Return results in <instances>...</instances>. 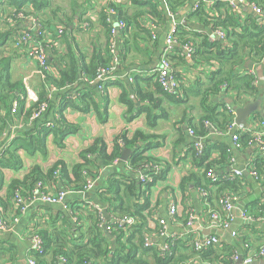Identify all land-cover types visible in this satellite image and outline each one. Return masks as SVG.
Wrapping results in <instances>:
<instances>
[{
    "label": "crops",
    "instance_id": "obj_1",
    "mask_svg": "<svg viewBox=\"0 0 264 264\" xmlns=\"http://www.w3.org/2000/svg\"><path fill=\"white\" fill-rule=\"evenodd\" d=\"M229 1L187 0L185 6L179 11L174 14L167 12L161 21H156L157 25L151 22L148 16H141L140 21L137 19V24L139 22V25L148 31L147 35L133 25H126L125 30L117 31L114 35V71L111 79L105 83L104 89L100 92L95 84L80 79L76 84L68 85L52 94L49 100L51 110H48L44 117H58L56 115L58 109H61L63 105L61 101L69 99L73 100L77 106L82 105L78 99L79 93L91 92L94 94L96 108L90 107L87 111L70 106L62 108L66 124L75 130L66 131L63 137L53 132L45 134V137H42L45 143L43 151L37 147L38 134L31 131L33 124L30 125L29 118H26V113L29 111L28 103L25 100L22 111L19 102L23 100L25 94H23L25 79L38 97L41 94L44 95L45 90L48 93V89L44 79L37 74L34 61L30 60L21 49L15 48L13 41L17 34L15 33L12 37L13 30L10 31L12 27L0 19L1 33H12L9 38L7 36L0 42V73L3 76L1 70L7 69L12 87L7 88L1 80L0 95L10 100L12 106L16 105L12 110V106L7 109L0 103L2 108L0 116L6 117V122H9L0 136V151L6 147H13L12 143L17 139L16 156L21 162L18 167L0 166V208L6 219H13L17 214L13 198L8 190L12 181L24 182V185L21 184L18 189L26 204L25 211L19 213L18 217L16 216L18 222L13 229L8 232L0 231V264H29V259H31L29 236L33 230L48 235L54 242L52 244L54 247L57 245L54 239L60 233L67 234L66 240L69 238L68 233L73 237L72 241L68 239L69 246L73 243L75 245L84 244L95 220V213L87 208V202L93 203L102 210L105 222L100 227L101 233L110 236V232L105 230V226L109 222L112 224L115 215L111 214L109 210L107 212L108 206L99 200L94 191L97 185H101V182L111 174V168L105 169L99 175L90 191L87 193L69 192L63 202L58 205L34 201V192L30 191V185L24 180L34 167H38L45 173L57 161L63 162L69 168L79 163L81 161L79 154L90 147L96 139H101L110 150L114 139L121 132L132 135L136 131H141L152 137L149 140L151 145L146 154L165 171V177L152 186L148 197V210L143 213L150 243H157L162 251L165 239L158 235L160 219L165 220L167 233L174 240L190 243L195 238L216 235L220 244L214 249L221 250L222 245H227L241 257L250 255L264 243V222L245 224L242 223L239 216L241 210H247L249 214L257 216L260 208L259 203L264 193L263 168L258 167L257 169L260 176L258 180L251 178L246 170L247 165L258 156L255 147L237 146L232 141V133L213 131V127L207 128V133L201 137L202 145L206 144L212 147L211 160L214 162L220 160L217 165H214L218 182L235 169L242 171V178L233 182V189L230 191L237 197L232 211L237 231V236L234 239L230 238L228 232L212 225L209 216L210 206L203 201L197 187L202 169L198 166L197 159L192 156L191 145L193 147L194 138L189 134V130L202 131L200 121L206 115L207 110L200 101L203 92L210 85V69L199 68L194 63L191 64L190 60L186 58L184 60V50L181 44L175 43L168 53L172 71L179 82L178 92L174 94V98L169 99L159 94L154 87L155 80L151 78L159 67L166 34L173 27L178 30L181 25L187 26L191 31L204 33L210 38L213 32L209 27L193 21L189 23L187 17L191 11L200 6L208 11L210 17H214L217 15L216 13L224 15L225 12L222 9L210 12L209 10L215 2L228 3ZM113 6H117L125 17H132L135 13L143 12L130 0L50 1L49 8L45 12L57 9L60 11H57L55 17L47 14L46 18L52 27L58 25L64 33L62 38L49 33L51 35L47 45L49 47V68L50 71L53 69L54 77H59L57 71L63 67L62 64H65L61 57L67 46L71 47V51H79L87 63L98 56L106 57L105 50L109 45V36L105 31L104 23L108 17L113 22H117L116 16L109 15V8ZM230 11L235 13V17L241 25H249L252 22L258 24L263 17L255 14L245 3L240 5L237 10L230 8ZM105 12L106 17H104ZM21 21L17 28L19 32L24 28H31L28 18ZM54 33L56 32L54 31ZM243 68L249 70L262 89L260 98L255 101L260 102L256 113L264 120V57L259 63L247 60ZM134 78L140 83V91L152 94L154 100L151 102L141 101L133 87ZM123 92L131 102L130 111L120 100ZM236 99L237 97L230 93L226 96H213L208 98V105L211 107L216 105L217 112H221L223 106H219L220 101L229 108V101H232L235 106L253 102L245 101L244 104H241ZM143 106L147 111L139 113L138 110ZM37 123L40 121L35 124ZM259 130L263 129L259 127L258 123H255V118L252 116L248 119V127L242 131L252 135V132ZM29 137H33L31 140L34 141V146L33 143L31 146L29 145ZM221 147L225 148V161H221ZM119 162L122 161L119 160ZM58 182V178L45 180L43 186L47 192L56 193L63 190ZM170 205L176 207L173 216L169 215ZM213 206L217 209L215 199ZM245 244L250 247V251L246 249ZM52 258L51 248L39 263L52 264ZM230 261L236 264L232 259ZM255 262L264 264V258Z\"/></svg>",
    "mask_w": 264,
    "mask_h": 264
},
{
    "label": "trees",
    "instance_id": "obj_2",
    "mask_svg": "<svg viewBox=\"0 0 264 264\" xmlns=\"http://www.w3.org/2000/svg\"><path fill=\"white\" fill-rule=\"evenodd\" d=\"M51 0H0V19L5 21L12 27L10 31H0V42L5 37H12L14 34H18L17 28L21 24V19L16 18L18 13H22L25 17L35 16L39 18L45 31L50 34H55L60 26L52 27V24L46 18L47 14L55 17L59 9L45 12L49 8ZM131 3L143 10L142 13H135L132 17H125L121 14L120 9L117 6H113L109 9L115 11L117 21L123 22L125 30L126 25H133L140 31L148 34L143 27L137 24V19L141 16H148L155 25L161 21L165 14L179 11L187 0H130ZM245 4H254L259 7L262 14V21L252 22L249 25H241L235 13L230 11L227 2H215L213 7L209 10H223L225 13H216L214 17H210L208 11L200 6L187 17L190 22H197L205 27H209L211 32L222 31L225 33L224 41L215 40L210 41V38L204 33H196L191 31L189 27L181 25L178 30L173 34L176 43L181 46L190 45L192 53L190 57L191 64L194 63L199 68L210 69V85L203 92L201 104L206 108V115L201 119L200 124L202 131L194 129V133L197 136L202 137L207 133V128L204 127V123H209L215 131L226 132L227 127L233 120V112L229 110L228 106L224 102H219V106H223L221 112H217L216 105L211 107L208 101L209 97L226 96L228 93L234 94L237 97V101L244 104L245 101H255L260 98L262 89L255 79V77L243 68L244 63L249 61H257L259 63L264 57V0H243ZM60 11V10H59ZM58 11V12H59ZM106 17V12L104 13ZM141 19V18H140ZM139 19V21H140ZM10 20V21H9ZM187 20V21H188ZM157 21V22H156ZM110 24L107 21L104 23V28L108 34V48L105 50L106 57H95L88 63L85 57L78 51L74 52L70 50V46H67L65 52L62 54L63 67L58 69V78L54 77L52 71L44 73V83L49 89L54 87L57 91L62 90L68 85L76 84L80 79L92 80L97 75L100 69H107L110 64L113 65V54L110 53ZM140 27V28H139ZM120 30V31H121ZM24 32L32 33L30 28H24ZM64 33L61 36L63 37ZM17 36V35H16ZM51 35L45 38H41L42 45L48 53L47 62H49V47L48 39ZM14 44L17 43L14 39ZM15 46V45H14ZM65 54V55H64ZM185 57H183L184 59ZM185 60V59H184ZM170 62V61H169ZM7 69L1 70L3 76L0 73V81L7 88H11L12 84L9 82V76ZM4 72V73H3ZM152 79L155 80V74L152 75ZM150 78V79H151ZM177 78V77H176ZM148 79V80H150ZM147 81V80H146ZM133 87L141 101L151 102L153 99L152 94L143 93L140 91V83L137 79H133ZM159 94L169 99L174 98V94L164 93L155 82ZM23 94L25 89H23ZM22 94V95H23ZM47 90L44 95L38 98L39 101L47 100ZM95 96L91 92L79 93L78 99L82 105L77 106L72 100L61 101L62 108L68 106L76 108L81 111H87L90 107L96 108ZM26 97L24 94L23 100L19 102L20 110L23 111ZM120 100L127 106L130 111L132 108L131 102L127 99L125 93L121 94ZM208 102V103H207ZM0 103L3 107L9 109L12 104L10 100L1 97ZM59 103V104H61ZM207 104V105H206ZM245 105V104H244ZM242 106V105H241ZM58 107V106H57ZM228 107V108H227ZM36 108L35 105L30 106L29 111L26 113L29 118L32 111ZM56 108V107H55ZM53 108V109H55ZM58 109L57 119L53 121V127H46L45 121L34 124L31 131L38 134L36 138V145L40 150H44L45 143L43 138L45 134L55 133L60 137L65 136L64 133L69 130H75L73 127L66 124V119L63 117V110ZM49 110L51 106L49 104ZM97 110V109H96ZM146 107H142L138 110L139 113L145 112ZM6 117L0 116V136L3 134L5 127L9 122H6ZM255 123H264L263 118L259 117L258 113L254 115ZM9 120V119H8ZM245 131L239 130L236 132L238 137L237 144L247 147L252 136ZM43 137V138H42ZM33 137H29V145L31 146L34 141ZM152 137L136 131L132 135H128L126 132H121L113 141L112 148L108 150L107 145L101 140L96 139L93 144L87 149L83 150L79 156L81 161L74 164L70 168L63 162L57 161L51 166L45 173H43L38 167H34L31 172L25 177V183L30 185V191L33 190L36 183L43 182L45 180H53V178L59 180L61 188L65 192H77L81 193L87 180L97 179L99 175L105 170L111 168V174L101 182V185H97L94 193L99 200L107 205L108 210L115 215V219H123L125 217L131 218L133 223L130 225H113L110 231V236L103 235L99 223H101L97 213L95 214L94 225L92 226L87 241L82 245L69 246V240H73V237L68 233L69 240L65 239L67 234L60 233L58 237H55L54 243L48 235L37 231L41 236L44 243V253L42 255H36L33 260L39 263L40 259L44 257L52 248L53 258L52 264H58L59 260L65 261L64 264H187L193 261L194 264H233L232 257L234 251L227 245H222L221 250L209 248L200 252H195L192 249L190 243L174 240L172 238L164 240V244H167L169 251L167 253L162 252L157 243H150V246H144V239L148 238L146 233L147 228L145 225L144 211L148 210V197L152 186L161 181L165 177V171L161 168L158 173H153L146 169L147 164H158L152 158L147 156L148 148L150 147V139ZM61 139V138H60ZM17 139L12 143L13 147H6L0 151V166L2 167H18L21 165L20 159L16 156L18 146H15ZM202 151L197 153L191 145L192 156L197 159L198 166L202 169L201 178L197 184L199 192H203V201L210 206L211 211H218L213 206V200L218 202L219 198L224 195H234L230 192L233 189V182L241 179L234 178L232 174L227 175L220 182L211 183V180L206 177L207 172L211 170L216 173L214 165L220 162V160L214 162L211 160L212 147L210 145L203 144ZM123 149L130 150V154L125 163L119 162L114 165L116 160H119L120 154ZM221 161H225V148H220ZM4 152V153H3ZM228 153V152H227ZM5 155V158H4ZM220 159V158H219ZM261 162L256 161V167H261ZM142 170L147 175L152 177L150 183L142 184L138 180L137 172ZM43 181V182H42ZM1 184V183H0ZM24 185V182L12 181L8 187L10 195L14 196L16 192L20 193L18 189L20 185ZM235 196V195H234ZM110 223V222H109ZM108 223V224H109ZM113 238V239H112ZM78 240V238H76ZM58 241V242H57ZM151 259V260H149ZM41 262V261H40Z\"/></svg>",
    "mask_w": 264,
    "mask_h": 264
},
{
    "label": "built area",
    "instance_id": "obj_3",
    "mask_svg": "<svg viewBox=\"0 0 264 264\" xmlns=\"http://www.w3.org/2000/svg\"><path fill=\"white\" fill-rule=\"evenodd\" d=\"M229 7L232 10H237L240 5H244L243 0H230L228 2ZM249 8H251L255 14H257L259 17L262 16V10L255 6L254 4H247ZM196 7V6H195ZM109 15H114L115 16V11L112 9L109 10ZM16 18L24 20L27 19L29 20L30 23V30H32V33L30 32H24L21 31L17 34L16 36V41L15 43V48L21 49V51L24 52V54L34 63L36 64L37 67V74L41 76L42 78L44 77V73L49 71V64L47 62L48 55L47 52L42 45L41 38H45L49 35L43 28L41 24V20L35 16L32 17H25L22 13H18L16 15ZM10 21V20H9ZM107 23H109L110 26V36H111V42H110V53H114V35H116L117 31H120L121 29L124 28L123 22L117 21L116 23L111 20V18H106ZM177 31L175 27H173L165 37V47L164 51L161 55L160 61H159V67L158 69L154 72L155 74V82L158 84L159 88L167 94H176L178 92V87H179V82L175 76V74L172 71L171 63L169 62V56L168 53L171 51L173 44H175V40L173 37V34ZM63 33L62 28H59L56 31V37L61 36ZM225 39V33L222 31H214L213 35L210 37V41H215V40H220L224 41ZM184 53L183 57L186 59H190L191 53H192V48L190 45H183L182 46ZM115 61V60H114ZM114 61L113 65L110 64V66L107 69H100L95 76L94 79L92 80H87V79H81L84 82L87 83H93L97 86L98 91H102L104 89L105 83L111 79V75L114 71ZM23 86L25 89V97L26 101L28 103V107L35 105L36 108L32 111L28 122L30 125H34L38 121H45V126L46 127H53V121L57 117H51L47 118L44 117L49 110V100L54 92L57 91L54 87H51L48 89V95H47V100L46 101H39V97L35 94V92L28 86L26 79L23 81ZM16 105L12 106V110L15 108ZM231 110L230 108H228ZM232 111V110H231ZM2 113V108L0 107V114ZM234 117V113H233ZM205 128H212V126L205 122L204 124ZM259 127L262 128L263 130L255 131L252 132V138L248 143V147H255L258 156L257 158L247 165L246 170L247 173L251 178L254 180H258L260 178L257 167H256V161L259 160L261 162V167L263 168L264 171V123L260 122L258 123ZM213 129V128H212ZM237 126L234 122V118L229 124V126L226 129V133H232V141L235 145L238 146L237 140L238 137L236 135L237 131ZM214 131V129H213ZM250 132V131H249ZM189 134L193 136L194 141H193V148L194 150L199 153L202 151V142H201V137L196 136L194 131L189 130ZM251 134V133H250ZM119 160H116L114 162V165H117ZM146 166L147 170L152 171L154 174L158 173L161 169V166L159 164H147L144 165ZM234 178H241L242 177V171L241 170H233L232 173ZM138 175V180L142 184L150 183L153 179L150 175H147L144 173L142 170H139L137 172ZM207 178L211 180V183L217 182V177L215 176V173L209 170L206 175ZM97 179H89L87 180L85 186L83 187V191L81 193H87L90 191ZM34 192V201L43 203V204H48V205H58L63 202L65 197L68 195V192H65L64 190L57 191L56 193H49L45 190L43 184L41 182H38L35 184L33 190ZM201 196H204V193L201 191L199 192ZM237 197L234 195H227L224 194L222 195L218 202L217 205L219 207L218 211H209V216H210V221L212 225L215 228H218L222 231L228 232L230 238L234 239L237 236V231L235 229V218L233 216V208H234V202L236 201ZM13 202L16 207V216L18 217L19 213H23L26 209V204L21 197V195L16 192L13 196ZM87 208L95 211L101 221L99 223V226L101 227L102 224L105 222L102 214V210L94 205L91 202L86 203ZM259 210H258V215H251L248 213L247 210H241L239 212L240 219L242 223L245 224H252V223H263L264 222V193L262 195V198L259 203ZM176 212V207L175 205H170L169 207V215L173 216ZM13 217V219H6L2 209L0 208V231L3 232H8L11 231L14 227V225L18 222L17 217ZM160 225V230L158 231L159 237L168 240L171 237H169L166 229V222L163 219H160L159 221ZM133 221L131 218L125 217L123 219H115L113 218L112 224L109 223L105 226L106 231H111L113 225H130L132 224ZM29 240L31 243V259H29V264H36L35 260H33V257L36 255H42L44 253V243L41 238V236L37 233V230H33L30 233ZM193 251L195 252H200L204 249H209L216 247L220 244L219 238L216 235H210L207 237L203 238H195L190 242ZM144 246L148 247L150 246V239L145 238L144 239ZM247 250L250 251V247L245 244L244 245ZM169 251V247L167 244H164L162 247V252L167 253ZM264 258V243H262L257 249H255L250 255L246 257H241L237 252H234V256L232 257L233 262L236 264H254L255 261H259L260 259ZM65 261L62 259L59 260L58 264H64ZM189 264H194L193 261H190Z\"/></svg>",
    "mask_w": 264,
    "mask_h": 264
},
{
    "label": "water",
    "instance_id": "obj_4",
    "mask_svg": "<svg viewBox=\"0 0 264 264\" xmlns=\"http://www.w3.org/2000/svg\"><path fill=\"white\" fill-rule=\"evenodd\" d=\"M228 105L230 106V109L234 113V122L239 131V130H245L248 127V119L254 116V114L258 111L260 102L253 101L246 103L243 106H235L232 104V101H229ZM129 154H130V150L123 149L120 154L119 160L122 162H126ZM254 264H259V262H255Z\"/></svg>",
    "mask_w": 264,
    "mask_h": 264
}]
</instances>
